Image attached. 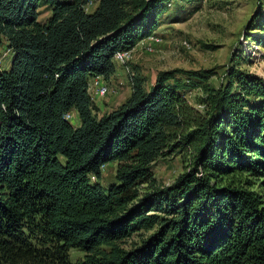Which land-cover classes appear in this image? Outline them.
<instances>
[{
    "label": "trees",
    "instance_id": "1",
    "mask_svg": "<svg viewBox=\"0 0 264 264\" xmlns=\"http://www.w3.org/2000/svg\"><path fill=\"white\" fill-rule=\"evenodd\" d=\"M90 1L0 0V264H264V79L233 63L218 86L175 68L147 89L129 72L130 96L99 116L89 80L194 0ZM175 155L187 167L164 186L153 165Z\"/></svg>",
    "mask_w": 264,
    "mask_h": 264
},
{
    "label": "rangeland",
    "instance_id": "2",
    "mask_svg": "<svg viewBox=\"0 0 264 264\" xmlns=\"http://www.w3.org/2000/svg\"><path fill=\"white\" fill-rule=\"evenodd\" d=\"M93 2L91 10L96 6V1ZM49 14L48 8L42 7L39 10L38 21L45 20ZM256 14L259 17L253 21ZM154 33L159 42L154 46L152 53L144 50L135 51L127 67H122L114 61L116 73L107 82L110 85V93L93 102L97 115L116 109L130 96L129 72H136L144 77L147 89L159 71L175 68L214 69L216 74L211 78V82L218 86L223 82L221 75L224 69L233 63L264 79V0L172 2ZM257 39L262 43H258ZM183 42L188 43L189 48L182 46ZM10 57L8 49L5 46L1 47L2 68H9ZM201 97L198 89L184 93L187 102L198 110H201L199 106ZM107 101L109 102L106 103ZM101 103L105 104L106 110L100 109ZM71 124L75 125L74 119L71 120ZM186 161L187 156L181 155L159 160L153 165L154 177L164 186L171 185L176 177L185 171ZM115 169V163L101 169L99 182L102 186L107 187L115 182ZM91 181L95 182V178L91 177ZM253 190L263 194L256 185ZM82 258V252L70 251L72 262Z\"/></svg>",
    "mask_w": 264,
    "mask_h": 264
},
{
    "label": "built area",
    "instance_id": "3",
    "mask_svg": "<svg viewBox=\"0 0 264 264\" xmlns=\"http://www.w3.org/2000/svg\"><path fill=\"white\" fill-rule=\"evenodd\" d=\"M93 0L88 2L84 10L86 12H90L91 8L94 6ZM159 42V38L156 36V33L151 34L147 38L139 41L134 48L126 51H119L114 54L113 61H115L118 65L127 67L129 62L132 61L135 51L144 50L148 53H152L154 51V46ZM182 46L189 48L188 43L183 42ZM88 93L92 102L95 100H99L101 98L106 97L110 93V85L107 81L103 80L101 77H94L88 82ZM66 118L69 120L71 115L68 114ZM105 167V166H103ZM102 167V168H103Z\"/></svg>",
    "mask_w": 264,
    "mask_h": 264
},
{
    "label": "crops",
    "instance_id": "4",
    "mask_svg": "<svg viewBox=\"0 0 264 264\" xmlns=\"http://www.w3.org/2000/svg\"><path fill=\"white\" fill-rule=\"evenodd\" d=\"M155 79V78H154ZM154 79H153V81L151 82V84L154 82ZM110 80H108L107 82H109ZM150 84V85H151ZM109 101H107L106 103H108ZM105 105V104H104ZM103 105V103H101L100 104V109H102L103 110V108L105 109V106ZM107 109V108H106ZM105 109V110H106ZM109 111H111V110H108V111H106V112H109ZM103 112V111H102ZM106 112H103V114L104 113H106ZM71 116H72V120L74 119L75 120V125L74 126H78L79 125V119H78V117H77V115L75 114V113H71L70 114ZM102 115V114H101Z\"/></svg>",
    "mask_w": 264,
    "mask_h": 264
}]
</instances>
